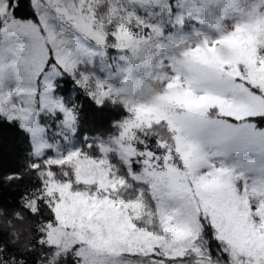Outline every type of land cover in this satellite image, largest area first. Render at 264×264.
I'll list each match as a JSON object with an SVG mask.
<instances>
[{"label": "snow or ice", "instance_id": "obj_1", "mask_svg": "<svg viewBox=\"0 0 264 264\" xmlns=\"http://www.w3.org/2000/svg\"><path fill=\"white\" fill-rule=\"evenodd\" d=\"M179 3L180 0H112L111 3L109 0L103 3L99 0H3L0 56L11 57L15 75L22 83L0 93V116L4 118L0 120V155L5 149L6 136L10 141L9 150L14 147L10 128L15 122L17 131L25 134L28 151L33 156L29 164L35 183L19 196L18 210L14 213L18 220H23L25 215L30 218L28 234L32 243L17 248L15 239L4 242L0 237V264H8L9 260L12 264H38L39 261L44 264H264V246L258 247L255 241L236 240L228 221L216 214V209L202 206L201 195L196 191L198 184L223 175L234 194L247 200L248 216L243 228L264 233V216L258 211L264 197L252 195L253 189L257 192L264 189V111L253 110L238 117L222 112L213 104L201 111L179 110L173 118L175 127L171 129L166 120L145 124L136 120V108L141 104L132 95L135 85L128 78L122 80L120 87H114L97 73L82 71L78 66L80 57L99 52L100 70L104 71L108 64L103 53L108 48H114L126 60H133L143 59V53L153 48V42L163 47L159 43L163 28L152 13H166L174 23L182 24L185 15L191 13H183ZM202 7L210 12L211 0H204ZM256 20H264V0L239 11L230 31ZM125 30L128 39L120 37ZM221 38L220 33L213 38L217 46ZM203 39L212 47L206 36ZM89 43L92 47L87 46ZM177 47H181V57L178 60L161 57V65L166 66L169 77L181 81V87L186 81L188 90L196 96L202 97L207 92L233 97V102L239 99L249 107L256 103L257 97L264 101V88L248 78L243 64H237L239 75L229 81L224 75L228 64L223 65L224 72L217 73L191 60L188 48L181 44ZM257 51L258 56L264 55V48L258 46ZM259 62L257 59V66ZM65 78L71 79L94 104L95 112L89 114L90 120L100 118L107 107L123 109L118 119H111L112 131L105 139H92L84 133L81 145L70 151L80 159L107 161V179L111 185L100 186L93 181L87 186V196L113 202L119 198L121 207L128 200H137L143 209L139 217L132 214L131 208L125 211L132 231L140 229L148 233L146 240L103 245L96 243L94 234L87 233L84 238L67 235L61 236V243L48 242L50 229L62 228L66 234L76 231L61 225L54 211L60 193L55 189L48 191L47 171L52 166L44 164L43 173L41 169V161L55 158L54 154H48L52 147L48 144L49 133L58 140L67 139L84 118L79 104L68 102L56 91L60 80ZM169 82L170 79L165 80V84ZM233 83L243 85L246 92L233 89ZM159 103V98L144 102L145 106ZM41 116L45 119L41 120ZM48 120L54 121L56 128ZM130 123L133 126L129 128ZM177 136L183 150L192 152L187 162L176 149ZM121 145H131L133 150L127 162L122 159L123 153L117 154ZM245 154L255 159L244 160ZM233 155L236 161L229 163L227 158ZM113 158L119 161V167L112 164ZM169 166L180 173L175 184L166 175L146 176L145 170L164 174ZM63 175L61 183L66 181L70 192L84 185V181L76 180L74 172L69 175L66 170ZM141 176L146 178H137ZM2 178L10 183L22 177L20 172H9ZM153 180H156L154 186ZM212 198L223 203L228 200V194H216ZM10 202L11 193L0 190V203ZM162 217H168V224L187 226L192 234L183 240H170L161 225ZM31 227L35 228L34 233Z\"/></svg>", "mask_w": 264, "mask_h": 264}, {"label": "rangeland", "instance_id": "obj_2", "mask_svg": "<svg viewBox=\"0 0 264 264\" xmlns=\"http://www.w3.org/2000/svg\"><path fill=\"white\" fill-rule=\"evenodd\" d=\"M103 3V0H99ZM111 3L112 0H109ZM204 0H180L178 7L185 13L182 24L174 23L173 19L166 13L153 12V18L161 24L164 35L160 38L163 47L153 42V48L149 47L143 53V59L126 60L116 52L114 48H108L103 55L105 56L107 69L100 70L101 53L96 52L91 57L84 56L79 58V67L82 71H92L97 73L101 79L107 80L114 87H120L122 80L128 78L135 87L132 95L140 102L141 106L136 108V120L143 121L145 124L151 121L166 120L168 125L173 128V118L179 114V110L201 111L210 105H217L222 112L230 115L244 116L250 111H264V101L256 98V103L251 107L242 100L233 102V97L225 98L222 95H212L207 92L202 97L194 95L188 90L187 82L181 87V81L175 77H169L166 66L161 65V57L171 56L179 59L182 55L181 47L188 48V57L194 62L205 68L212 69L217 73L224 72L223 65H229L228 71L224 74L231 81L233 77L239 75L237 64H243L248 71V78L253 83H258L264 88V55L258 56L257 48H264V20H256L252 23L244 24L235 31H230L239 11L246 9L251 3H258L259 0H211L210 12H206L203 7ZM3 9V0H0V10ZM175 11V8L173 9ZM217 33L221 34L219 46L215 39ZM206 36L211 41L212 47L203 39ZM123 39H128V32L125 30L120 34ZM200 41L197 44V41ZM193 45H196L193 47ZM88 47H92L89 43ZM257 59L259 65L257 66ZM171 63V60L169 61ZM170 79L168 84L165 80ZM22 82L17 79L15 69L11 64L10 56H0V93L11 91L20 86ZM232 88L237 91L246 92L243 85L232 84ZM154 98H159L160 103L153 106L144 102ZM130 123L128 127H132ZM139 126V124H136ZM56 128V124H55ZM105 139L93 137L92 139ZM176 139V149L181 152L182 158L187 162L192 155L191 151L183 150V145L179 136ZM48 144L52 147L48 149V154H54L49 163H59L69 161L74 166L76 180H82L90 185L96 181L98 185H111L107 179L109 167L105 159L96 161L91 157L80 159L75 152L70 151L78 147L75 144L74 134H70L67 139H57L52 134ZM122 159L127 162V156L132 155L131 145H121L117 149V154H121ZM66 154V155H65ZM244 160L255 159L250 154L242 157ZM167 159V157H165ZM229 163L236 161V156L228 157ZM103 165V166H102ZM147 177H159L166 175L170 183L175 184L176 178L180 175L173 166L168 167L167 173L147 172ZM48 191L57 190L60 193V201L54 211L60 224L76 231L65 233L62 228L49 230V243H61V236L75 235L77 238H84L87 233L94 234L97 244L109 245L120 243L125 240H146L148 233H143L137 229L132 231V225L126 209L131 208L132 214L139 217L143 209L137 200H128L121 203L119 198L116 202L97 200L87 196V190H77L70 192L67 182L53 180L51 173L47 172ZM137 178H146L145 176ZM156 180H153V186ZM186 190V186H184ZM198 195H201V205L210 206L216 209V214H221L232 227V235L240 243L245 241H255L258 247L264 246V233H259L251 229L245 230L248 216L247 200L234 194L227 178L223 175L217 176L213 181H206L196 186ZM83 193V194H82ZM228 194V200L220 203L213 199L216 194ZM252 195L264 197V189L257 192L255 189ZM29 206H32L29 201ZM195 208V201H192ZM258 211L264 216V199L258 205ZM168 217L161 218V225L169 234L172 241L183 240L192 234L187 226L168 224ZM194 219V217H193ZM249 233H251L249 235Z\"/></svg>", "mask_w": 264, "mask_h": 264}, {"label": "trees", "instance_id": "obj_3", "mask_svg": "<svg viewBox=\"0 0 264 264\" xmlns=\"http://www.w3.org/2000/svg\"><path fill=\"white\" fill-rule=\"evenodd\" d=\"M56 91L59 95L63 96L65 100L70 103L79 104L84 111V118L82 119L79 128L74 133L75 144L79 147L83 141L84 133H87L89 138L102 137L106 138L108 134L112 131L110 121L111 119H118L123 114V109L120 107H107L104 109L103 115L95 121L90 120L89 114L95 112V106L88 96L83 94L82 91L78 90L73 81L69 78L60 80L57 85ZM3 116H0V120H3ZM41 120L45 117L41 116ZM7 123V121H4ZM159 122V121H157ZM48 123L55 128V122L48 120ZM163 127V126H161ZM167 127H171L167 123ZM18 124L13 122L10 132L13 134L11 136V143L14 147L9 150L8 143L9 138L5 137V149L2 155H0V190L5 193H11V202L9 204L0 203V237L4 239V242L15 239L16 247H27L32 243V238L28 234V229L30 228V218L25 215L23 220H18L15 218L14 213L18 210L19 196L23 195L24 190L35 183V175L31 170L29 160L33 159L32 154L28 151L29 144L25 138L23 131H17ZM49 138H52V133H49ZM44 164H49L52 166L51 177L53 179V174H55L56 181H63L65 171L70 175L74 172V166L69 161H62L59 163H49L47 161H41L42 173L46 171L44 169ZM112 164L115 167H119V161L115 158L112 159ZM174 167V166H173ZM20 172V180H12L10 183L6 182L2 177L7 173ZM87 184L81 187L80 190H87ZM31 231L34 233L35 228L31 227ZM8 264H12L9 260ZM38 264H44L43 261H39Z\"/></svg>", "mask_w": 264, "mask_h": 264}]
</instances>
